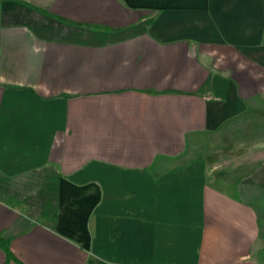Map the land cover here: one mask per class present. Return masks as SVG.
<instances>
[{
  "label": "crops",
  "instance_id": "1",
  "mask_svg": "<svg viewBox=\"0 0 264 264\" xmlns=\"http://www.w3.org/2000/svg\"><path fill=\"white\" fill-rule=\"evenodd\" d=\"M0 264H264V0H0Z\"/></svg>",
  "mask_w": 264,
  "mask_h": 264
},
{
  "label": "trees",
  "instance_id": "2",
  "mask_svg": "<svg viewBox=\"0 0 264 264\" xmlns=\"http://www.w3.org/2000/svg\"><path fill=\"white\" fill-rule=\"evenodd\" d=\"M0 244H1V246H2V248L4 250V252H5L6 260L16 259L15 256L12 254V252L9 250L8 245H7V243H6L5 240H3L2 238H0Z\"/></svg>",
  "mask_w": 264,
  "mask_h": 264
}]
</instances>
